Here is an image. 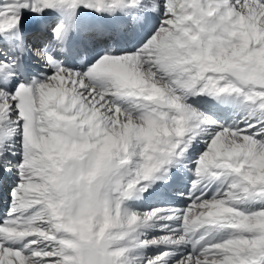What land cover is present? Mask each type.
Masks as SVG:
<instances>
[{"label": "snow or ice", "instance_id": "snow-or-ice-1", "mask_svg": "<svg viewBox=\"0 0 264 264\" xmlns=\"http://www.w3.org/2000/svg\"><path fill=\"white\" fill-rule=\"evenodd\" d=\"M9 177L0 264H264V0H0Z\"/></svg>", "mask_w": 264, "mask_h": 264}, {"label": "bare ground", "instance_id": "bare-ground-1", "mask_svg": "<svg viewBox=\"0 0 264 264\" xmlns=\"http://www.w3.org/2000/svg\"><path fill=\"white\" fill-rule=\"evenodd\" d=\"M95 14L89 13L87 10H83L82 13H78L76 24L78 28L83 30L82 33V42L86 44H90L91 38L93 36L94 30L97 26H103L102 19L96 20L94 19ZM106 20L114 21L113 18L109 17ZM22 27L26 31L28 24L30 22V14L24 13L22 16ZM117 26L119 25V21L117 22ZM81 36L78 34L77 37ZM118 37L120 38V46L122 48H132L134 45H137L138 41L142 39L140 34L127 33L123 36H120L118 33ZM35 71H41L42 67L36 65L34 67ZM217 115L220 118H225L226 112H217ZM190 179V176L187 177ZM187 179H185L182 183L172 185L171 187H161L158 185H153V188H150L148 192H146L143 198L139 201H131L130 203L136 207L143 209L147 204L155 205L158 203H171L176 206H181L184 204L183 199L178 195L181 191H186L187 188ZM11 185V178H6L3 183H0V212L6 210V201H7V190ZM155 190V191H154ZM157 193H165V196L160 197Z\"/></svg>", "mask_w": 264, "mask_h": 264}, {"label": "rangeland", "instance_id": "rangeland-1", "mask_svg": "<svg viewBox=\"0 0 264 264\" xmlns=\"http://www.w3.org/2000/svg\"><path fill=\"white\" fill-rule=\"evenodd\" d=\"M164 203H158V204H153V205H151V204H147L146 206H145V208H147V207H156V206H162ZM183 205V204H182ZM181 205V206H182ZM145 208H143V209H145Z\"/></svg>", "mask_w": 264, "mask_h": 264}]
</instances>
